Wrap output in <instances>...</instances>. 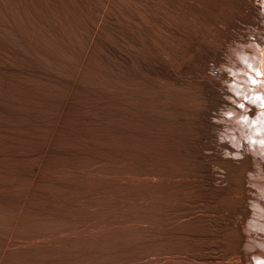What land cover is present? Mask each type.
Returning a JSON list of instances; mask_svg holds the SVG:
<instances>
[{
	"label": "rangeland",
	"instance_id": "obj_1",
	"mask_svg": "<svg viewBox=\"0 0 264 264\" xmlns=\"http://www.w3.org/2000/svg\"><path fill=\"white\" fill-rule=\"evenodd\" d=\"M136 2V6L140 5L137 8ZM49 3L52 12L63 22V30L76 53L79 57L81 53L86 56L83 76L99 71L111 82L88 96L97 98L104 107L93 110H98L93 113L94 122L101 124L97 127L108 129L109 139L115 138L110 139L114 153H108L93 166L65 167L61 161H70L71 157L54 154L44 157L39 175L46 177L61 169H69L78 176L124 175L125 186L98 184L97 189H91L94 193L80 195L83 197L80 202H84H79L80 205L68 204L75 199L73 195L61 196L67 199L68 207L77 210L81 206L79 211L83 214L95 211L90 218L82 214L84 218L71 222L28 218L13 221L2 216L1 234L11 240L25 241L36 240L40 235L57 237L72 235L73 231L95 232L108 240L95 243L91 264H243L239 243L244 237L235 227L234 218L237 213L245 218L249 214L245 169L251 168V159L240 167L219 154H205V149L215 152L212 130L218 125L211 121V115L222 104V96L218 85L207 81L204 73L210 59L215 57L219 62L233 29L238 30L241 22H255L256 9L249 0H49ZM96 14H102L103 19L100 35L93 41L92 23ZM180 68L187 71L182 81L171 74ZM64 74L72 78L71 73ZM72 89L76 94L85 93L79 86L73 85ZM147 154L155 162L149 161L152 158ZM114 156L127 161L118 163ZM138 156L149 160L140 161L141 164L137 162ZM129 162L134 168L128 166L137 168L134 174L139 176L136 178L141 186L133 172L129 173L130 167L123 166ZM212 163L227 169V187L214 186ZM141 167L147 172H138ZM125 178L135 182H127ZM20 184L56 187L42 179L23 180ZM126 184L133 188H126ZM87 194L95 203L100 202V206L90 205ZM44 196L43 199L49 198Z\"/></svg>",
	"mask_w": 264,
	"mask_h": 264
},
{
	"label": "bare ground",
	"instance_id": "obj_2",
	"mask_svg": "<svg viewBox=\"0 0 264 264\" xmlns=\"http://www.w3.org/2000/svg\"><path fill=\"white\" fill-rule=\"evenodd\" d=\"M137 4V2L134 3V6ZM102 19V14H96L93 19L92 32L90 31L93 41L98 37ZM77 49L83 50L80 47ZM76 52L63 30V22L52 12L49 0H0V264L6 260H22L23 264H91L95 243L108 240L95 232L82 234L83 231H73L72 235L57 237L40 235L36 240L25 241L11 240L10 237L1 234L4 223L2 216L13 221L28 218L31 220L64 219L71 222L83 216L86 219L88 216L90 218L95 215L93 214L95 211H91L92 213L87 211L86 217L84 212L79 211L81 206L76 210L70 205L72 203L80 205L82 203L80 200L83 199L80 195L90 191L92 193L91 189H97L98 184L120 183L125 186V182H122L124 175L91 177L82 174L78 176L71 174L69 169H61L42 178L39 175L41 162L46 156L54 154L70 156L71 160L61 161V165L74 168L84 165L93 166L113 151L111 142L115 137L110 138L111 141L108 129L105 131L106 128H102V130L97 127L101 124L94 122L96 115L93 113L98 110L95 112L93 110L104 107L97 98L88 96L93 90L104 89L106 87L103 85L107 86L111 82L99 71L87 77L83 76L86 71V56L81 53L79 57ZM65 71L71 73L72 78L66 76ZM171 74L175 79L182 81L187 71L174 70ZM73 85L81 87L86 94L74 93ZM220 101L224 103L222 97ZM200 109H202L201 106ZM134 112L131 114H135ZM252 114H255V109ZM117 144L121 143L117 142ZM115 146H117L116 143ZM152 153L149 154L152 155ZM114 157L118 163L123 160V158ZM143 158L138 156L137 162L149 160L145 156ZM249 159L251 157L236 163L241 167V164ZM151 160L155 162V158L149 161ZM130 163H125L126 165L123 164V166L130 167L127 165ZM171 163L174 164V162ZM130 165L134 168L133 164ZM133 168H129V173L132 171L134 178L139 177L134 174L137 168ZM140 169L138 172H147L145 168ZM124 171L128 172L126 169ZM28 179L31 182L46 180L56 187H27L20 184ZM137 179L139 178H136V183L141 186ZM128 180L127 178V182L134 179ZM126 185V188H133L130 184V187ZM137 186L135 184V187ZM65 194H68L69 198L70 195L75 198L71 200V203L68 202L69 207L66 204L67 199L63 200L61 197ZM90 194L87 195L91 200L90 205H93L95 201L91 199ZM44 195H49V198L43 199ZM87 204L84 205L87 206ZM101 213L105 212L101 211Z\"/></svg>",
	"mask_w": 264,
	"mask_h": 264
},
{
	"label": "clouds",
	"instance_id": "obj_3",
	"mask_svg": "<svg viewBox=\"0 0 264 264\" xmlns=\"http://www.w3.org/2000/svg\"><path fill=\"white\" fill-rule=\"evenodd\" d=\"M249 2L256 9L255 22H241L233 29L219 62L210 59L204 73L207 81L218 85L224 101L211 115L218 125L212 130L215 152L205 149V154L237 163L251 157L252 166L245 169L249 214L245 218L237 213L234 225L244 237L239 243L243 264H264V0ZM212 172L216 188L228 186L227 169L212 163Z\"/></svg>",
	"mask_w": 264,
	"mask_h": 264
}]
</instances>
